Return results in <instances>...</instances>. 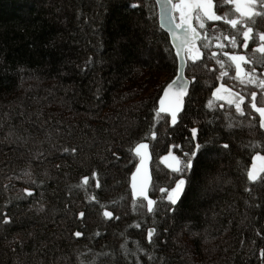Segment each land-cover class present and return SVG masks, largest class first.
<instances>
[{
    "label": "trees",
    "instance_id": "1",
    "mask_svg": "<svg viewBox=\"0 0 264 264\" xmlns=\"http://www.w3.org/2000/svg\"><path fill=\"white\" fill-rule=\"evenodd\" d=\"M214 3L218 15L232 7ZM192 23L202 55L193 63L185 53L190 85L171 125L156 110L177 58L154 0H0V264H264V180L247 175L264 156L251 108L253 92L264 104V55L252 51L258 39L248 49L240 35L235 47L224 40L236 30L223 21ZM232 55L249 57L242 67L255 83L236 78ZM217 88L244 96L245 114ZM143 141L157 201L179 178L164 157L201 145L177 205L165 199L154 214L129 189Z\"/></svg>",
    "mask_w": 264,
    "mask_h": 264
},
{
    "label": "snow or ice",
    "instance_id": "2",
    "mask_svg": "<svg viewBox=\"0 0 264 264\" xmlns=\"http://www.w3.org/2000/svg\"><path fill=\"white\" fill-rule=\"evenodd\" d=\"M157 4L161 5V19L163 20L165 17L168 19L169 23V31L173 34L174 39L179 41L178 44H174L176 48V56L180 59V68L183 69L186 66L185 57L181 55L182 52L187 54V59L191 60L195 63L198 59L201 58L202 53L194 44V40L200 33L197 32L196 27L193 26V19L197 22L200 29H205L206 20L207 21H223L224 24L230 25L231 28L235 31V34L223 35L221 34L224 40H228L234 47L238 45L237 36L240 35L243 37V47L245 49L249 48V41L255 42L258 39V45L252 49L254 53H260L264 55V32H260L255 30V24L257 18L264 17V0H222V3L219 7H224L226 5H231V9L229 11H225L222 15H218L216 12L217 4L214 3V0H156ZM133 8L139 7L137 4L132 5ZM174 13H179V18L177 22V17ZM238 13V16L235 14ZM182 33V35L178 34ZM220 37H217L219 39ZM207 47V44L204 45ZM220 47V45H218ZM216 54L213 53V56ZM231 61L234 62L236 68V78L241 76V73L244 71L242 68V64L250 63L249 57L245 55H232L230 57ZM218 63H221L223 67V62L217 60ZM227 72H222L221 76H226ZM245 76L248 77V83H255V79L252 78L251 73H244ZM243 82V81H242ZM190 81H187L182 74H177L176 78L173 79L167 87L164 89V97L160 100V107L156 110L157 117L160 116V113H165L170 115L172 125L177 123L178 113L182 109L183 105V97L188 95V85ZM223 87V85H221ZM259 87L264 88V80L259 81ZM221 89L217 88V92ZM216 95V93H214ZM238 102H235L232 99H229L228 104L235 103V108L240 115H244V109L242 105L245 103V97L237 94ZM171 97V101L169 103H165V101ZM251 108L255 110V112L259 113L260 127L264 128V107H258L256 100L257 94L253 92L251 94ZM209 106H211V101L209 102ZM192 137H196L197 130L193 128L191 130ZM152 139L156 138V133H151ZM175 148H179L180 145H173ZM224 148H228L227 144L223 145ZM196 151L191 153L184 152L183 158L172 155L170 152L168 156L164 157L165 162L169 160L171 163H168V167L172 170L173 173L178 174L179 178L175 180V186L171 188L161 187L159 192L162 194L161 201L153 200L149 198L147 191V181L141 182L140 186L137 188L135 183V176L133 177V196L142 197L144 201H146V209L148 213H155L158 210L159 204L163 200H167L170 206L177 205L180 200L181 193L184 191V187L187 183L184 178L186 174L190 173L194 167V159L197 155V152L201 148V145L196 144ZM148 144H138L135 149V153L142 157L141 163L143 164L144 159L148 156ZM65 152H70L75 155L78 151L77 148L73 147L71 149L65 148ZM257 160L264 161V156L255 157ZM59 167V165H57ZM139 172L140 169L138 168ZM260 173H264V166L257 171L255 164L252 169H250L247 173L248 179L251 182H256L258 180H264V176L260 175ZM30 175V173H29ZM98 174L93 172L92 176L96 177ZM88 177H84L82 180L83 184H87ZM35 183V181H33ZM97 187H99V182L97 181ZM250 191V189H246ZM28 196L32 195V192L25 190ZM95 199V197H93ZM144 207L145 205L142 203L140 205ZM171 211H175L174 207L170 208ZM104 216L108 218H113V213L110 211H105ZM84 213L80 212V218L84 217ZM118 219V217H116ZM3 223L8 224L11 223V218L7 217L5 214V218ZM140 225L137 224L136 227ZM156 234V228H149L147 231V240L148 243L151 244L153 241V236ZM76 237H80L82 235L81 232H76L74 234ZM260 258L264 259V250L260 251ZM151 259V257H149Z\"/></svg>",
    "mask_w": 264,
    "mask_h": 264
},
{
    "label": "water",
    "instance_id": "3",
    "mask_svg": "<svg viewBox=\"0 0 264 264\" xmlns=\"http://www.w3.org/2000/svg\"><path fill=\"white\" fill-rule=\"evenodd\" d=\"M154 2H155L156 7H157L158 24H159L160 28H161L164 32L167 33V35L169 36L170 41H171V43H172V45H173V47H174V44H178L179 41L175 40L173 34L169 31V23H168V19H167V17H165L163 20L161 19V5H160V4H157L156 0H154ZM197 32H198V31H197ZM198 33H199V32H198ZM178 34L182 35V33H178ZM199 37H200V35L197 36V37L195 38L194 42H195ZM174 50H175V53H176V48H175V47H174ZM181 55L185 57V53H184V52H182ZM176 58H177V56H176ZM185 61H186V57H185ZM185 68H186V66H185L183 69L180 68V59L177 58V73H176V75H175V77H174L173 79L176 78L177 74H182V75L184 76V78H185L187 81H189V79L185 76ZM173 79H172V80H173ZM172 80H171V81H172ZM171 81H169L168 83H166L165 86H164L163 89H162V92H161V94H160V96H159V98H158V102H157V108H158V109H159V107H160V100H161V98L164 97V89L167 87V85H168ZM189 85H190V83H189ZM189 85H188V88H189ZM171 99H172V98L169 97V98L165 101V103H166V104L169 103V102L171 101ZM183 108H184V97H183V105H182V109L180 110V112L178 113V115L182 112ZM163 114H165V113H163ZM166 115H167V114H166ZM168 116H169V118H170V120H169V121H170V124L172 125V123H171V117H170V115H168ZM177 118H178V117H177ZM263 129H264V128H263ZM141 143L148 144L146 141L140 142V143H138V144H141ZM138 144H136L135 147H136ZM135 147H134L133 149H135ZM133 152H134L135 155H137V154L135 153L134 150H133ZM147 152H148V156H147L146 159H144L143 164L141 163L142 157L139 156V155H137L138 160H137V162H136V164H135V166H134L132 172H131L130 175H129V189H130V193H131V196H132L133 199L142 198V197H136V198H134V196H133V192H134V189H133V182H134V181H133V177H134V176H135V183H136V185H137V188L140 186L141 182H143V181H145V180L147 181V191H148V196H149V198H151L150 195H149V187H150V184H151L150 163H151V159H152V157H151V153H150V150H149V145H148ZM255 162H256L257 164H261V160H257V159H255ZM138 168L140 169L139 172L137 171ZM142 199H143V198H142ZM151 199H152V198H151ZM145 203H147V202L145 201Z\"/></svg>",
    "mask_w": 264,
    "mask_h": 264
},
{
    "label": "rangeland",
    "instance_id": "4",
    "mask_svg": "<svg viewBox=\"0 0 264 264\" xmlns=\"http://www.w3.org/2000/svg\"><path fill=\"white\" fill-rule=\"evenodd\" d=\"M177 17V22H178V18H179V13H174ZM243 68V67H242ZM244 70V69H243ZM236 68H235V74H236ZM244 74V71L241 73V76ZM216 93V96H219L220 94H222V96L229 100V99H232V100H236L238 102V98H236V93L232 92L231 90H226V88H223L221 89L219 92H215ZM260 107H264V104H262ZM256 166V169H257V164H255Z\"/></svg>",
    "mask_w": 264,
    "mask_h": 264
}]
</instances>
